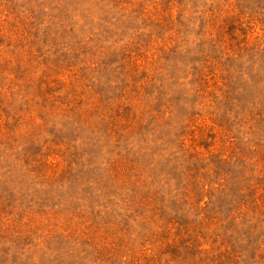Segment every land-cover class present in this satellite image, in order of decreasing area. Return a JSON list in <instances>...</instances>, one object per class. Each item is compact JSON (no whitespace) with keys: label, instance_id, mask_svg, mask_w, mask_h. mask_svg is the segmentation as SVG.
I'll list each match as a JSON object with an SVG mask.
<instances>
[{"label":"rangeland","instance_id":"374dc122","mask_svg":"<svg viewBox=\"0 0 264 264\" xmlns=\"http://www.w3.org/2000/svg\"><path fill=\"white\" fill-rule=\"evenodd\" d=\"M0 264H264V0H0Z\"/></svg>","mask_w":264,"mask_h":264}]
</instances>
